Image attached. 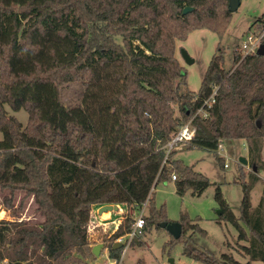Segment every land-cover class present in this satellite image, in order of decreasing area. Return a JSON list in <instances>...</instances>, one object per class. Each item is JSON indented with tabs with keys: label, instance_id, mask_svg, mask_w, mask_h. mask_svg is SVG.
<instances>
[{
	"label": "trees",
	"instance_id": "trees-1",
	"mask_svg": "<svg viewBox=\"0 0 264 264\" xmlns=\"http://www.w3.org/2000/svg\"><path fill=\"white\" fill-rule=\"evenodd\" d=\"M186 6L192 10L183 13ZM231 17L228 0H0V189L32 196L43 216L40 223L0 220V264H88L93 205L128 209L103 242L112 259L123 249L112 248L115 239L131 230L129 210L149 194L142 230L169 221L154 207V185L173 180L180 195L200 196L210 184L172 158L174 150L163 162L165 144L188 121L195 134L186 149L216 155L221 141L245 139L250 152L259 151L264 55L235 50L232 68L225 69L218 44L197 91L187 87L176 57L177 41L200 29L221 38ZM254 23L263 31L264 13ZM73 82L82 90L66 102L62 88ZM215 88L213 102L204 104ZM6 106L26 110V124ZM216 160L223 167L221 157ZM235 182L243 188L240 215L217 186V220L235 226L232 248L247 260L185 248L193 260L264 262V199L252 207L250 186ZM179 222L181 235H170L165 246L180 242L188 228L205 234L195 220Z\"/></svg>",
	"mask_w": 264,
	"mask_h": 264
},
{
	"label": "rangeland",
	"instance_id": "rangeland-1",
	"mask_svg": "<svg viewBox=\"0 0 264 264\" xmlns=\"http://www.w3.org/2000/svg\"><path fill=\"white\" fill-rule=\"evenodd\" d=\"M263 13L264 0H240L221 38L207 29H200L189 33L184 40L177 41L176 57L186 71V84L190 90L199 89L203 74L218 44L223 50L224 68H232L234 51L241 46L247 35L258 31L260 24L254 22ZM181 50L188 54L191 61L184 59ZM80 90L82 87L79 83L73 82L64 86L62 88L64 100L66 102L77 100ZM6 110L23 125L26 124L28 119L26 110L12 111L7 106ZM2 139L3 133L0 131V140ZM220 143L221 149H217L216 155L200 147L186 149L183 143L176 145L173 149L172 158L181 160L182 163L192 166L195 171L208 177L210 184L200 196L191 195L190 190L180 195L176 191L173 180L160 181L152 188L154 207L162 208L166 219L179 222L181 217L185 216L195 220L205 234L200 233L199 230L191 233L188 228L180 242L167 247L165 243L169 242V232L163 227L152 225L141 230V233L134 237L133 242L125 250L124 246L122 247L120 264H137L138 260H143L147 264H202L184 254V249L189 247H196L215 256L223 252H231L237 260L242 262L247 260V257H242L232 248L235 246L238 234L235 226L225 220L218 222L219 205L214 195L219 186L223 198L236 216L240 215L243 188L235 180H242L250 186L252 207H256L260 200L264 199V138L261 139V146L257 153L250 152L249 141L245 139L223 140ZM216 156L221 157L223 167L217 162ZM240 157L245 158L247 164H241ZM253 165L256 171L252 169ZM254 176L257 179H254ZM119 207V212L114 213V216L115 219L122 221L128 209L121 204ZM97 208L98 205H93L92 211L96 212ZM147 211L146 209L145 213ZM134 212L136 216L139 209H135ZM106 214H108L107 217L102 214L101 218L106 220L112 213ZM1 219L40 223L43 216L37 209L32 196L25 197L24 193L19 191L11 194L7 189H0ZM91 233H93L89 236L91 248L96 244H103L104 240L111 235V232L106 233L101 227L95 228ZM241 243L247 244V242ZM86 262L113 264L114 259L109 256L107 248L102 247L98 256L93 255L86 259ZM253 264H264V262L257 260L253 261Z\"/></svg>",
	"mask_w": 264,
	"mask_h": 264
},
{
	"label": "built area",
	"instance_id": "built-area-1",
	"mask_svg": "<svg viewBox=\"0 0 264 264\" xmlns=\"http://www.w3.org/2000/svg\"><path fill=\"white\" fill-rule=\"evenodd\" d=\"M264 35V30L259 31L253 34H249L246 36L245 40H243V43L239 48L236 50L239 51L241 54H251L255 53L257 49L262 45V38ZM216 93V88L213 90L212 94L209 96L208 99L204 101V104L209 105L211 102H213V97ZM198 112H201V108L198 109ZM195 134V128L192 126L191 121H188L184 125H182L170 138V140L165 144V157L163 162H165V159L168 155V153L175 148L176 145L180 143H188L192 140ZM221 149V143L218 144V148ZM226 166V164L224 165ZM172 179H175V175H172ZM150 197V194L147 196V198L144 200V202L136 209H139V213H137L136 216L133 209L129 210L133 214V222L131 224V230L124 236H120L115 239V242L123 243L124 250L127 248L128 245H130L133 238L138 234L141 233V230L144 226V214L147 207L148 199ZM94 217L90 221L88 231L92 232L95 228L101 227L104 232H111V234L117 229L119 223L121 220H113L111 223L112 227H106L105 222H98L94 219L97 218V212H94ZM2 218V217H1ZM110 231H108V230ZM122 261V256L120 255V258L114 259L113 264H120Z\"/></svg>",
	"mask_w": 264,
	"mask_h": 264
},
{
	"label": "water",
	"instance_id": "water-1",
	"mask_svg": "<svg viewBox=\"0 0 264 264\" xmlns=\"http://www.w3.org/2000/svg\"><path fill=\"white\" fill-rule=\"evenodd\" d=\"M240 4V0H228V10L230 12H234ZM192 10V7H184L183 13H186L188 11ZM257 54L264 55V44H262L258 49H257ZM181 54L183 55L185 60H190L188 54L184 51L181 50ZM191 61V60H190ZM259 125V122H258ZM239 162L241 164H247V160L245 158L240 157ZM253 170L256 171V167L253 165ZM120 207L119 204L116 203H107V204H102L99 205L97 208V215L101 216L103 213H116L119 212ZM217 213L220 215L221 210L218 209ZM160 227L165 228L171 236L174 238H178L181 235L182 232V226L180 222L177 221H162L158 223ZM103 247V244H96L91 248V251L94 256H98L100 253L101 248ZM123 247V243L120 242H115L112 246L113 249L115 248H120Z\"/></svg>",
	"mask_w": 264,
	"mask_h": 264
},
{
	"label": "crops",
	"instance_id": "crops-1",
	"mask_svg": "<svg viewBox=\"0 0 264 264\" xmlns=\"http://www.w3.org/2000/svg\"><path fill=\"white\" fill-rule=\"evenodd\" d=\"M121 207V206H120ZM94 220H96V221H98V222H105V224H106V227H112V221L113 220H121V219H115V216H114V213H112V214H110L109 215V218H107L106 220L105 219H103V218H101V216H99V215H97V218L96 219H94ZM91 234H93V233H89V236H91ZM97 236V235H96Z\"/></svg>",
	"mask_w": 264,
	"mask_h": 264
}]
</instances>
